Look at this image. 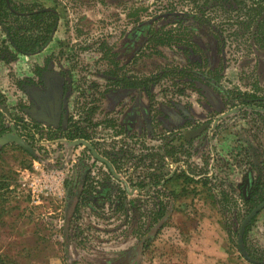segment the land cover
<instances>
[{
    "label": "rangeland",
    "instance_id": "374dc122",
    "mask_svg": "<svg viewBox=\"0 0 264 264\" xmlns=\"http://www.w3.org/2000/svg\"><path fill=\"white\" fill-rule=\"evenodd\" d=\"M12 1L54 10L58 21L51 42L28 59L0 46V124L31 151L15 143L0 151V264H102L131 247L161 207L174 210L167 226L182 231L215 221L216 210L230 231L228 264H245L232 245L264 198V3ZM50 76L61 102L45 88ZM250 96L260 102L246 105ZM68 133L86 135L122 182ZM81 163L90 194L80 198L107 193L112 202L95 211L80 201L65 251L66 183ZM248 173L257 188L247 203L239 188ZM140 182L147 188L136 191ZM246 241L264 249V208ZM157 250L151 244L145 258Z\"/></svg>",
    "mask_w": 264,
    "mask_h": 264
},
{
    "label": "trees",
    "instance_id": "16d2710c",
    "mask_svg": "<svg viewBox=\"0 0 264 264\" xmlns=\"http://www.w3.org/2000/svg\"><path fill=\"white\" fill-rule=\"evenodd\" d=\"M253 1L255 2L261 1V3L262 2L264 3V0H253ZM57 21H58V15L54 10L46 9L36 4L27 5V4L15 3L12 0H0V28L5 35V40L0 43V46L4 48L3 51L5 50L8 51V49H11L12 54L14 56L21 55L28 57L34 54H38L51 42L52 36L57 29ZM5 60L6 58H4L2 62H4ZM252 102L258 103L260 102V100L258 98H251V96L244 98V103L246 105L251 104ZM1 104H3V101L0 96V105ZM252 109L253 111H255L257 108L252 107ZM14 122L15 124H17L16 120H14ZM5 131H6L5 126H3V124H0V141L3 138H5L7 135H18L16 134V132H13V128L11 129L10 134H5ZM195 134L187 135V138L190 141H192ZM67 137H69L68 138L69 143L74 142L76 140L88 141V137L82 134L76 135V137H74L72 136L71 133H68ZM24 144L26 145L25 142ZM2 147L3 146L0 145V151ZM104 166L108 168L107 170L109 176H111L115 180H119V177L117 176L116 172L112 171V169H110L108 166L106 165ZM75 167L76 169L73 172L74 180L68 181L66 183V187L68 191L65 199V208H64L65 217H64V225L62 227L63 229L62 231L64 233L63 247L65 251L69 248V245L67 244L69 242L68 233L72 226V222L76 221L79 218L78 207H80V201L83 200L84 202H87L89 204L91 203L90 208L96 211V208H101L105 203L106 194H107L106 193L105 196L102 195L103 193L102 194L97 193L93 195L95 192L94 193L92 192L93 194H91L90 198L89 197L80 198V194L82 196L84 194L87 195L90 194L88 190H84V187L85 188L87 187L86 184L89 181V177H88L89 170L87 169V166H85V164L83 163ZM167 176H168L167 174L164 175L163 178L155 182L154 185L157 186L159 189L163 188V180ZM119 182L122 181L119 180ZM145 187L147 188V186L142 185L140 182L137 183L135 189L136 191H140ZM74 188H76L75 192L73 190ZM123 188L124 189L121 191L122 196L118 197L120 204L122 200L128 198L127 197L128 189L126 187V183H123ZM106 200L108 201V203L112 202L110 198ZM261 200L263 202L264 198L260 199V201ZM250 201L251 202L253 201V197L250 198L249 200H245V202L247 203ZM220 213H221L220 214L221 217L226 216V213L224 211ZM170 217H171V208L166 209L165 207H161L152 216L151 226H149L147 230H145L142 233L141 237H139L131 247H129L126 250H120L111 253V255L108 256V258L103 260L102 264H141L143 255L149 249L153 239L168 224ZM250 223L245 228L243 234L239 233L241 225L234 230V235L236 236V240L234 241V244L232 246L238 251L240 257L244 259L247 264H264V249H253L248 245L246 241V236L249 230ZM223 229L229 237L230 234V231L228 230L229 228L223 226ZM70 264H77V263L72 261L70 262Z\"/></svg>",
    "mask_w": 264,
    "mask_h": 264
},
{
    "label": "crops",
    "instance_id": "0c3cea01",
    "mask_svg": "<svg viewBox=\"0 0 264 264\" xmlns=\"http://www.w3.org/2000/svg\"><path fill=\"white\" fill-rule=\"evenodd\" d=\"M45 52L46 49L43 54ZM18 57L19 59H28L23 56ZM2 70L3 68H0V77L5 78V73H1ZM175 176L176 173H172L168 179L175 178ZM171 212L174 213V210L172 209ZM212 215L215 216V221L205 220L200 225L187 230L184 228L183 231L178 227L166 225L167 227L165 226L152 241V245L158 249L157 253L153 254L150 260H147L143 255L141 264H146V262L151 264H228L227 234L219 220L217 211L213 210ZM166 235L173 236L174 239L169 241L166 239ZM236 252L238 253L237 250ZM242 260L247 264L244 259Z\"/></svg>",
    "mask_w": 264,
    "mask_h": 264
},
{
    "label": "water",
    "instance_id": "95a60500",
    "mask_svg": "<svg viewBox=\"0 0 264 264\" xmlns=\"http://www.w3.org/2000/svg\"><path fill=\"white\" fill-rule=\"evenodd\" d=\"M189 135V133L187 134ZM10 143H15L17 144L19 147H21L22 149L26 150L27 152H30V149L27 147V145L24 144V142L18 138L17 135H7L5 138H3L1 141H0V145L1 146H4L6 144H10ZM72 146H83L84 148H87L91 153L92 155L94 156L95 159H97L99 162H102L104 163L106 166H108L110 169V165L102 158H100L96 152L93 150V148L88 144L86 143L85 141H75L73 143H71ZM264 208V201L259 204L245 219L244 221L242 222L241 226H240V231L239 233L240 234H243L245 228L247 227V225L251 222V220Z\"/></svg>",
    "mask_w": 264,
    "mask_h": 264
},
{
    "label": "flooded vegetation",
    "instance_id": "af4514ba",
    "mask_svg": "<svg viewBox=\"0 0 264 264\" xmlns=\"http://www.w3.org/2000/svg\"><path fill=\"white\" fill-rule=\"evenodd\" d=\"M47 79H48V81H46V84H45V88H48L49 87V89L50 90H52L53 89V93L55 94V90H54V88L56 87L57 88V86H58V80L57 79H55L54 80V78L53 77H47ZM63 94V93H62ZM62 94H61V92L60 93H56L55 95H54V100L56 101V102H61L60 100H61V98H62ZM45 102H47V99H44L43 98V103H45ZM56 106L57 105H55V108H56ZM43 112H44V110H43ZM254 112H256V111H254ZM92 154V153H91ZM97 154V153H96ZM93 156V155H92ZM94 157V156H93ZM96 160V159H95ZM98 161V160H97ZM108 163V162H107ZM104 164V163H103ZM256 185H257V183H255V180H254V178L251 176V174L250 173H248L246 176H245V178H244V180H243V183H242V185L240 186V194L245 198V200H249L251 197H253V195L255 194L254 193V191H255V189L257 188L256 187ZM247 194V195H246ZM253 194V195H252Z\"/></svg>",
    "mask_w": 264,
    "mask_h": 264
},
{
    "label": "built area",
    "instance_id": "2783aa9c",
    "mask_svg": "<svg viewBox=\"0 0 264 264\" xmlns=\"http://www.w3.org/2000/svg\"><path fill=\"white\" fill-rule=\"evenodd\" d=\"M61 183H62V180H61Z\"/></svg>",
    "mask_w": 264,
    "mask_h": 264
}]
</instances>
